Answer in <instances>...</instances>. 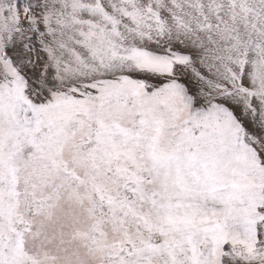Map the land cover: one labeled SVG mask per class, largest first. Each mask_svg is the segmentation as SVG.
<instances>
[{
    "label": "snow or ice",
    "instance_id": "obj_1",
    "mask_svg": "<svg viewBox=\"0 0 264 264\" xmlns=\"http://www.w3.org/2000/svg\"><path fill=\"white\" fill-rule=\"evenodd\" d=\"M0 264H264V0H0Z\"/></svg>",
    "mask_w": 264,
    "mask_h": 264
}]
</instances>
